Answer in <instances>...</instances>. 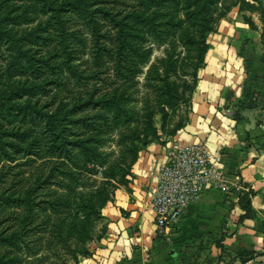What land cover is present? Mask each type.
I'll return each mask as SVG.
<instances>
[{
	"label": "trees",
	"instance_id": "16d2710c",
	"mask_svg": "<svg viewBox=\"0 0 264 264\" xmlns=\"http://www.w3.org/2000/svg\"><path fill=\"white\" fill-rule=\"evenodd\" d=\"M40 1L43 12L48 14L47 19L22 37L24 39L33 34L32 44L46 46V51L34 56L28 52L27 46L17 43L18 38L8 31L9 24L17 17L24 16L22 13L13 14L12 9L5 4L6 0H0V42L6 43L9 50L13 45L15 50L22 52L27 58L24 70L29 72V77L14 82L7 93L0 94V245L11 247L17 253L19 250H30L26 234L37 228L46 230L49 221L47 212L59 213L60 205H70L68 196L62 195L57 189L75 188L73 209L76 212V208H82L87 210L86 213L81 217L57 215L52 227H49L50 237L46 244H60L72 253L74 249L69 247L68 242L75 239L78 251L85 255L89 252L86 245L88 241L101 236L94 235L90 216L101 215V208L111 199L114 189L119 184H127L138 150L148 141L145 136L139 144L135 143L139 136L131 129V113L120 104L116 94L119 90L116 77H127L133 69L128 63L135 64L136 58L140 63L145 60L148 53L142 42L149 36L158 43L176 38L188 48L194 47L196 55L190 62L191 70L183 74H189L196 82L197 69L205 63L204 56L209 47L206 33L212 27H204L199 34L193 32L194 18L202 0H132L121 8L100 5L104 1L118 0ZM242 1L230 0L226 4L225 0H220L222 9L213 18L219 19L230 6L239 5ZM180 4L187 9L182 16L178 11ZM65 11L82 18L90 28L95 48L92 55L95 68L87 72L76 68L75 59L82 51L78 45L81 39L76 30L65 27L70 20ZM98 16L107 21L105 31L101 30L102 23ZM102 37L107 44H100ZM170 43L166 53L167 62L160 75V79L165 81L176 63L175 42L171 40ZM103 47L109 61L105 63V68H100L98 52ZM64 70L68 76L86 81L103 80L101 74L105 73L106 88L97 94V87L93 84L85 92L72 95L68 104L54 105L57 90L64 85L61 79ZM5 83L6 79H0V84ZM181 84L185 90L192 91L194 88L186 80ZM167 92L175 99L177 90L173 85L167 84ZM181 94L184 96L185 91ZM119 122L125 126V130L119 129ZM114 124H118L117 142L120 148L117 156L109 160V152L102 150L101 146L105 142L106 130L109 131ZM183 125L177 124L168 135ZM19 157L23 159L14 164H31L36 158L42 159L37 164V173L25 175L19 170L13 173L18 177L6 180L7 163ZM95 165L105 166L101 172L105 179L100 187L84 189L87 183L79 172L91 171L94 174L98 171ZM50 185H54V188ZM80 186L81 189H78ZM244 205L249 210V204L245 202ZM38 216L39 221L34 223ZM243 253L249 251H237L241 263L247 260L242 256ZM74 258L76 261L77 257ZM15 260L14 256L5 257L4 253H0V264ZM59 264H65V261Z\"/></svg>",
	"mask_w": 264,
	"mask_h": 264
},
{
	"label": "crops",
	"instance_id": "0c3cea01",
	"mask_svg": "<svg viewBox=\"0 0 264 264\" xmlns=\"http://www.w3.org/2000/svg\"><path fill=\"white\" fill-rule=\"evenodd\" d=\"M243 13L256 23L257 13L235 5L208 34L205 65L190 95L187 121L173 134L149 139L139 148L127 184L118 185L101 208L104 232L72 264H241L234 256L239 249L255 255L242 264H264V233L255 226L264 218V140L249 139L258 128L259 109L250 104L234 116L227 106L242 93L244 60L248 68L260 66L264 75V62L258 58L263 29L245 21ZM191 142L204 143L220 158L223 181L206 185L198 199L187 203L179 230L172 237L161 236L150 205L156 172L174 146Z\"/></svg>",
	"mask_w": 264,
	"mask_h": 264
},
{
	"label": "rangeland",
	"instance_id": "374dc122",
	"mask_svg": "<svg viewBox=\"0 0 264 264\" xmlns=\"http://www.w3.org/2000/svg\"><path fill=\"white\" fill-rule=\"evenodd\" d=\"M129 1L132 2V0H118L108 3H105L104 1L101 2L100 5H116L117 8H121L123 7L122 5ZM210 1L202 0L195 15L193 22V32L197 34L200 33L201 29L207 26H211V31H214L218 20L221 18H213L219 13L220 9H222L220 0H213V2ZM225 1L226 4L230 2V0ZM5 4L12 9L13 14L22 13V15L24 16L17 17L11 24L8 25V31L12 33L13 36L18 38V41L16 42H19L20 45H23V47L27 46L29 48L28 52L32 53L34 56L41 54L43 51H46L45 45L43 47V45L32 44V39H34L33 34H29V36L25 37L24 39L22 38L26 33L32 32V30L38 23L47 19L48 14H45L41 8L42 1L6 0ZM96 5L97 4L95 3L94 6ZM239 5V10H242L243 12L250 11V13H257L258 19H255V21L256 23L261 24V28L264 32V0H244ZM232 6H230V8ZM178 11L182 16L183 14L185 15L187 9H185V7L180 4ZM226 12L223 16H225ZM64 13L65 15H69L70 17V20L67 22V25H65V27L69 30H76L77 35L81 39L78 45L79 47H81L82 51L79 52L78 58L75 59V63L77 65L76 68L77 70L79 69L87 72L90 69L95 68L92 58L95 48L93 47V42L91 40L90 28H88L82 18L69 11H65ZM243 15L245 21L257 27V24L254 22L251 14L247 15L243 13ZM209 17L212 19L208 20L207 18ZM98 19L99 22L102 23L101 30L105 31V29L108 27L107 21L103 20L101 16H98ZM201 23H203V25H201ZM211 31H208L206 33L207 37ZM171 40H174L175 42L176 63L174 69L172 67V70L169 72V76L168 78H166L167 81H165L160 79V75L163 74L164 66L167 62L166 53L167 50L170 49ZM242 40L246 43L248 39L244 38ZM105 43L107 44L105 38L102 37L100 44L102 45ZM262 43V48L259 52L258 58H260L261 61L264 62V42ZM142 46L145 48V50H147L148 53L145 60L140 63L138 58H136L135 64L128 63L130 66H133V69H131L129 73L127 70H125L128 73L127 77H116V85L119 86V90L118 92H116V94L119 97L120 104H123L125 107H127L128 111L131 113L132 119L130 121V125L131 129L135 130L136 134L139 136L138 140L135 142L138 144L141 142L140 139H143V137L145 136L148 140L155 137L163 138L164 136H167L169 131L175 128L177 124L185 123L187 121L188 115L191 111L190 95L193 90H185V86L181 83L183 80H186L192 86L194 85V87L196 83L193 82V79L189 74H183L185 73V71L191 70L190 62L196 55L194 47L190 46L191 48H188L176 38L158 43L156 40L152 39L149 36H147V38L142 42ZM104 48L105 47L101 48L98 52V61L100 63V68H105V63L109 61ZM15 49V46L12 45V48L9 50L6 43H3V41L0 42V79H6L5 84H0V94L3 92L7 93L9 90V86L14 82L22 80L25 77H29V72L27 70H24L27 58L22 54V52H18ZM241 52L242 49L238 51L239 55L241 54ZM253 54L254 57H257L256 52ZM204 65L205 63L197 69V79L198 71ZM261 71V67L258 65L248 68L247 63L244 60L243 67H241L240 70V74L245 79L244 81L240 79L242 93L240 96H238L239 98L237 100L229 99L227 102V106L231 109L232 115L234 116H239V111L250 104H253L254 108L259 109L258 114H256L255 116L258 128L253 132L254 134L252 136H249V139H254L255 143H258L257 141H261L263 143L264 140V112H262L264 111V109H260L262 108L260 106L264 104V75ZM101 77L103 80L95 79V81H93L91 79H88L86 81L85 79L82 80L80 78H72L68 76L66 70H64L61 77V79L64 81V85L58 88L57 100L55 101L54 105L62 106L68 104L72 100V95L78 92H85L87 89H90L93 84H95L97 87V94L100 91H104L106 88L105 73L101 74ZM167 84L173 85L175 90H177L175 99L174 97L171 98V96L167 92ZM184 91L185 94L183 96L181 93H183ZM187 95L189 96L188 99ZM185 97L187 100H185ZM117 125L118 124H114V127L109 131L106 130L104 134L105 142L101 146L102 150L109 152V160H112L117 156L120 148V145L117 142ZM120 126L121 127L119 129H124L123 127H125L122 124ZM22 159L23 158L19 157L16 161L7 163V174L5 176L6 180L9 178L13 179L15 177H18L14 176L13 173H18L17 171L19 170H22L21 173H24L25 175L29 173H37V164L40 163L42 159L36 158L31 164H14L15 162ZM95 168L98 171L94 172V174H92L91 171L79 172L80 176L85 179L87 183V185L83 187L84 189H90L96 186L100 187L103 183L105 178L102 176L101 172L105 168V166L101 167L95 165ZM50 187L54 188V185H50ZM45 189L48 190L47 187ZM74 189H57V191L62 193V195L68 196L70 205H60L59 209L61 212L59 213H56L55 211L51 212L50 210L47 212V214L49 215V221L47 222L48 227L46 230L37 228L36 231L32 230L28 232V234H26L25 238L29 241L30 250H19V253H17L11 247L0 245V253H4L5 257H8L10 255L16 257L15 261H9L8 264H59V262L62 260L65 261V264H72L75 261V256L78 258L80 255H82V253L78 251V247L76 244L77 241L75 239H71L68 242L69 247H72L74 249V252L72 253H69L60 244H46V241L50 237L49 227H52L54 222L53 220L57 215H79V217H81V215H84V213H86L87 210H84L82 208H76V212L73 209V199L75 196ZM78 189H81V186ZM98 196H101V194H99ZM241 196L246 197L244 193ZM242 203H244V200L242 201ZM243 206L245 207V205ZM246 213H248V210H246ZM241 216L243 215H239V220H241ZM90 217L93 224L92 226L94 235H102L105 229V220L103 216L92 215ZM39 219L40 216H38L34 220V223L39 221ZM256 222L257 223L255 226L261 229L264 233V218L261 221L257 220ZM221 233H225L224 229ZM95 239L97 238H93L92 240ZM89 242H91V240L88 241V243ZM88 243L86 245H88ZM220 247L223 248L222 245ZM5 249H8L9 251H5ZM240 250L242 249H239L238 252ZM218 256H220V254ZM234 256L238 257L237 253ZM242 256H245L247 258V260L245 261L247 262L249 260H252L255 255L253 251H249V253H243ZM19 257H21V259L18 260ZM214 257H217V255H214ZM251 264L255 263L251 261Z\"/></svg>",
	"mask_w": 264,
	"mask_h": 264
},
{
	"label": "built area",
	"instance_id": "2783aa9c",
	"mask_svg": "<svg viewBox=\"0 0 264 264\" xmlns=\"http://www.w3.org/2000/svg\"><path fill=\"white\" fill-rule=\"evenodd\" d=\"M219 159L202 142L172 148L167 161L158 167L151 189L157 234L172 237L179 230L187 203L198 199L206 185L222 184Z\"/></svg>",
	"mask_w": 264,
	"mask_h": 264
}]
</instances>
